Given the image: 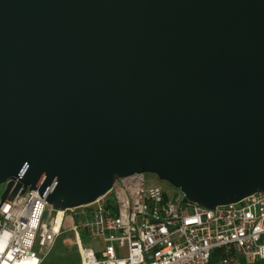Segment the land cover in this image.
Listing matches in <instances>:
<instances>
[{
    "label": "water",
    "instance_id": "95a60500",
    "mask_svg": "<svg viewBox=\"0 0 264 264\" xmlns=\"http://www.w3.org/2000/svg\"><path fill=\"white\" fill-rule=\"evenodd\" d=\"M139 173L207 210L264 193V0H0V204Z\"/></svg>",
    "mask_w": 264,
    "mask_h": 264
},
{
    "label": "built area",
    "instance_id": "2783aa9c",
    "mask_svg": "<svg viewBox=\"0 0 264 264\" xmlns=\"http://www.w3.org/2000/svg\"><path fill=\"white\" fill-rule=\"evenodd\" d=\"M109 192L69 210L80 212L67 228L65 212L52 210L37 191L0 204V264H41L68 232L79 264H210L215 251L217 264L264 260V193L207 210L141 173L118 179ZM46 212L55 214L45 220Z\"/></svg>",
    "mask_w": 264,
    "mask_h": 264
},
{
    "label": "rangeland",
    "instance_id": "374dc122",
    "mask_svg": "<svg viewBox=\"0 0 264 264\" xmlns=\"http://www.w3.org/2000/svg\"><path fill=\"white\" fill-rule=\"evenodd\" d=\"M149 177L155 179L158 182L155 176L148 175ZM162 187L167 188L169 187L165 183L158 182ZM4 186H0V194L2 193ZM1 196V195H0ZM80 211H72V212H65L63 214L62 220L64 222V227L67 228L68 224H70V217H74ZM55 213L46 212L44 218L45 220H50L53 218ZM58 216V215H57ZM57 216L55 220L57 219ZM62 216V214H61ZM60 216V217H61ZM66 219V220H65ZM61 220V219H60ZM72 234L70 232L63 234L58 238V241L54 247L50 251V254L42 261L41 264H79L78 262V251L76 250V246L71 244L72 242Z\"/></svg>",
    "mask_w": 264,
    "mask_h": 264
},
{
    "label": "trees",
    "instance_id": "16d2710c",
    "mask_svg": "<svg viewBox=\"0 0 264 264\" xmlns=\"http://www.w3.org/2000/svg\"><path fill=\"white\" fill-rule=\"evenodd\" d=\"M79 236H81L82 242L86 243V236L84 232H80ZM217 257H218V251H215V253L212 254V257L210 259V264H217ZM78 262H79V257H78ZM255 264H264V260H260L259 262Z\"/></svg>",
    "mask_w": 264,
    "mask_h": 264
},
{
    "label": "bare ground",
    "instance_id": "6f19581e",
    "mask_svg": "<svg viewBox=\"0 0 264 264\" xmlns=\"http://www.w3.org/2000/svg\"><path fill=\"white\" fill-rule=\"evenodd\" d=\"M57 215H58V216H57V219L55 220V223H56L55 227H56V228H57V227L60 225V223H61V222H60V219H61V217H60V216H61V213H58Z\"/></svg>",
    "mask_w": 264,
    "mask_h": 264
},
{
    "label": "crops",
    "instance_id": "0c3cea01",
    "mask_svg": "<svg viewBox=\"0 0 264 264\" xmlns=\"http://www.w3.org/2000/svg\"><path fill=\"white\" fill-rule=\"evenodd\" d=\"M72 241H73V240H72ZM85 242H86V243H84V242H82V243L88 245L89 247H90V246H91V247H92V246L94 247V244H92L91 242H89L88 239H86ZM56 243H57V242H56ZM71 244H72V242H71Z\"/></svg>",
    "mask_w": 264,
    "mask_h": 264
}]
</instances>
